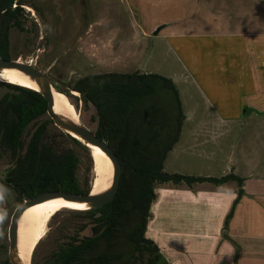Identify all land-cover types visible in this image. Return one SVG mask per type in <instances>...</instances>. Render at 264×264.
<instances>
[{
  "label": "crops",
  "instance_id": "0c3cea01",
  "mask_svg": "<svg viewBox=\"0 0 264 264\" xmlns=\"http://www.w3.org/2000/svg\"><path fill=\"white\" fill-rule=\"evenodd\" d=\"M124 1L140 24L125 61L180 94L185 120L165 172L243 179L157 183L145 236L158 264H264V0ZM158 57L168 73L151 68Z\"/></svg>",
  "mask_w": 264,
  "mask_h": 264
},
{
  "label": "trees",
  "instance_id": "16d2710c",
  "mask_svg": "<svg viewBox=\"0 0 264 264\" xmlns=\"http://www.w3.org/2000/svg\"><path fill=\"white\" fill-rule=\"evenodd\" d=\"M23 2L0 0V57L7 60L12 59L10 29L23 30ZM1 85L13 91L0 100V156L7 155L11 162L1 183L20 196L23 192L25 199L48 191L90 194L95 180L92 150L63 131L58 136L50 132L54 121L39 91ZM73 90L95 109L97 127L92 131L117 154L122 177L110 204L68 210L78 223L74 236L43 264H158L159 249L145 236L157 183L221 185L237 180L242 186L243 179L232 174L207 178L165 172L185 120L172 79L154 73H106L80 79ZM242 195L241 189L226 226ZM90 225L92 235L82 239L81 232Z\"/></svg>",
  "mask_w": 264,
  "mask_h": 264
},
{
  "label": "rangeland",
  "instance_id": "374dc122",
  "mask_svg": "<svg viewBox=\"0 0 264 264\" xmlns=\"http://www.w3.org/2000/svg\"><path fill=\"white\" fill-rule=\"evenodd\" d=\"M23 4V30L13 27L9 31L12 60L35 66L71 91L68 97L77 110L80 123L96 130L95 109L85 105L81 94L73 89L80 79L90 75L141 71L135 63L131 66V62L125 61L130 54L125 43L133 39V29L140 28L139 21L132 20V6L124 0H24ZM115 51H118L117 56ZM171 59L173 57L169 55L168 60ZM117 62H121L122 67H113ZM156 63L160 69L153 67ZM169 63L165 61V67ZM149 64L154 70L168 73L162 70V57ZM179 88L185 95L184 88ZM54 126H50V132L58 136L62 130ZM10 163L7 155L0 156V175ZM24 202V197L7 189L0 181V216H3L0 221V264L8 260L9 227L16 209ZM73 218L68 210L53 216L31 264H43L60 244L70 241L78 224Z\"/></svg>",
  "mask_w": 264,
  "mask_h": 264
},
{
  "label": "water",
  "instance_id": "95a60500",
  "mask_svg": "<svg viewBox=\"0 0 264 264\" xmlns=\"http://www.w3.org/2000/svg\"><path fill=\"white\" fill-rule=\"evenodd\" d=\"M5 69H18L25 75L29 76L33 81H35L39 86V92L48 101L47 114L54 121L55 126L61 129L63 132L71 135L72 137H77V140L87 145L91 150L93 147L100 149L111 159L114 168L113 181L111 187L108 191L104 193L93 194V192H91L90 194L86 195L63 191H48L39 195L38 197L26 200L22 205H20L16 209L9 227L10 245L8 264H25L20 258L18 250L19 223L23 213L33 206L55 200H64L70 203L84 204L89 206L88 210L98 209L103 206H106L115 199L118 193L122 177V165L117 154L106 141L97 137L96 134L84 124H81L80 122L77 123L69 119L68 117L56 112L53 89L59 87L65 93L62 91L60 92H62L66 96V93H69L71 91L64 88L62 85H58L52 77H50L44 72H41L31 64H25L23 62L12 59L7 60L0 57V71H4ZM1 83L3 82L0 80V100H2L8 93L13 92L6 86L1 85ZM5 178L6 177L4 175H0V180H5ZM21 197H24L23 192L21 193ZM92 227L93 225H90L83 232H81L82 239L86 236L92 235Z\"/></svg>",
  "mask_w": 264,
  "mask_h": 264
},
{
  "label": "bare ground",
  "instance_id": "6f19581e",
  "mask_svg": "<svg viewBox=\"0 0 264 264\" xmlns=\"http://www.w3.org/2000/svg\"><path fill=\"white\" fill-rule=\"evenodd\" d=\"M0 80L39 91L37 83L18 69L0 71ZM53 94L56 112L79 123V115L73 103L70 102V98L55 88ZM74 94L78 93L75 92ZM92 151L95 165L92 192L93 194H100L110 189L114 168L111 159L104 152L95 147L92 148ZM88 209L89 206L87 205L64 200L49 201L27 209L19 223L18 250L22 261L25 264H31L34 251L46 236L47 224L55 214L62 210L85 211Z\"/></svg>",
  "mask_w": 264,
  "mask_h": 264
},
{
  "label": "clouds",
  "instance_id": "9594fccd",
  "mask_svg": "<svg viewBox=\"0 0 264 264\" xmlns=\"http://www.w3.org/2000/svg\"><path fill=\"white\" fill-rule=\"evenodd\" d=\"M3 220V216H0V221H2Z\"/></svg>",
  "mask_w": 264,
  "mask_h": 264
},
{
  "label": "flooded vegetation",
  "instance_id": "af4514ba",
  "mask_svg": "<svg viewBox=\"0 0 264 264\" xmlns=\"http://www.w3.org/2000/svg\"><path fill=\"white\" fill-rule=\"evenodd\" d=\"M68 94H69V93H67V96H68ZM26 200H30V199H25V201H26Z\"/></svg>",
  "mask_w": 264,
  "mask_h": 264
},
{
  "label": "built area",
  "instance_id": "2783aa9c",
  "mask_svg": "<svg viewBox=\"0 0 264 264\" xmlns=\"http://www.w3.org/2000/svg\"><path fill=\"white\" fill-rule=\"evenodd\" d=\"M16 7H17V5L15 4V5H14V8H16Z\"/></svg>",
  "mask_w": 264,
  "mask_h": 264
}]
</instances>
